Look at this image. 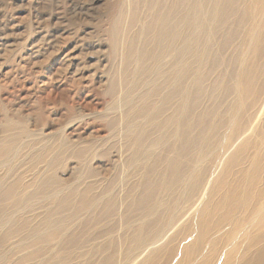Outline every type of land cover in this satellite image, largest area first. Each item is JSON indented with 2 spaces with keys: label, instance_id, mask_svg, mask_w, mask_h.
I'll list each match as a JSON object with an SVG mask.
<instances>
[{
  "label": "bare ground",
  "instance_id": "6f19581e",
  "mask_svg": "<svg viewBox=\"0 0 264 264\" xmlns=\"http://www.w3.org/2000/svg\"><path fill=\"white\" fill-rule=\"evenodd\" d=\"M120 6L107 92L124 116L102 115L108 144L99 128L86 135L100 102L85 100L82 82L78 98L64 97L80 114L58 127L50 159L56 134L28 135L31 165L45 166L37 180L10 166L24 141H0V247L17 237L0 264H264V0ZM117 140L120 162L91 169ZM66 157L78 168L70 183L55 175ZM37 209L42 219L27 225L22 215ZM120 209L118 224H98Z\"/></svg>",
  "mask_w": 264,
  "mask_h": 264
},
{
  "label": "rangeland",
  "instance_id": "374dc122",
  "mask_svg": "<svg viewBox=\"0 0 264 264\" xmlns=\"http://www.w3.org/2000/svg\"><path fill=\"white\" fill-rule=\"evenodd\" d=\"M124 1L128 7V0H0V141L7 135L11 139L21 141L20 143L24 141L21 144L24 148L16 153L10 166H13L14 172L23 175L25 183L37 180L34 175L45 170L43 162L36 168L31 165L33 163L31 159L38 151L32 147L27 148L28 135L32 133L38 138L36 141H44L45 139L38 137V134L45 135L48 132L56 134L49 140L50 150L44 154L45 160H48L53 154V140L61 134L59 128L61 126L70 128L79 117L80 113L67 107L64 98L66 94L69 93L70 96L74 92L78 98L81 91H84V87L81 88L82 84H74L78 82L85 84L84 96L87 102L91 104L100 102L96 110L88 116L90 124L88 123L86 135L91 130L99 128L102 140H106L105 143L108 144L110 130L107 129L109 127L102 115L119 114L122 116L120 119L123 118V110V113L110 112L116 97L110 98L107 83L109 70L118 69L120 62L118 58L114 60L115 63L111 59L110 25ZM145 9L141 7L140 10L143 18L141 22L148 15ZM41 119L50 123L42 125ZM5 125H8L10 130H6ZM22 128L27 132L25 130L23 132ZM92 134L89 133L88 136ZM119 143V140L113 142V146L109 143L106 157L94 158L91 169L94 166L98 169L96 171L103 173L105 171L101 170L107 168L109 160L120 162L124 154L118 146ZM74 164V159L64 158L62 165L56 168L55 175L66 183L73 182L78 172V168H73ZM5 169H0V175ZM101 173L94 175L95 177L85 176L86 183L94 180L96 176L100 180ZM130 177L132 176L129 174L127 178ZM118 190L119 188L117 192ZM126 212L121 210L119 214L105 216L98 224L105 225L111 219L116 220L118 224L120 217L125 213L127 215L128 210ZM42 215L43 210L37 209L24 213L22 220L26 222L25 219H28L26 224L35 226V223L42 219L40 217ZM13 238L0 247L1 252L13 246L17 237ZM20 253L22 252H18L17 256ZM17 256L13 255L11 259H16ZM8 262L1 264L12 263Z\"/></svg>",
  "mask_w": 264,
  "mask_h": 264
}]
</instances>
